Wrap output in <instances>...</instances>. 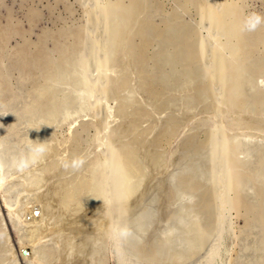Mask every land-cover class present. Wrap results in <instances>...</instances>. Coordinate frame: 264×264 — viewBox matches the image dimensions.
Here are the masks:
<instances>
[{"label": "rangeland", "instance_id": "374dc122", "mask_svg": "<svg viewBox=\"0 0 264 264\" xmlns=\"http://www.w3.org/2000/svg\"><path fill=\"white\" fill-rule=\"evenodd\" d=\"M98 1L0 0V159L4 171H19L18 165L32 156L31 149L47 143L44 157L56 158L61 165L73 159L81 162L77 169L70 168L66 176L76 180L75 184L82 190L87 188V193L91 192L97 200L95 204L101 201L106 206L99 190H94L99 179L97 160L107 158L110 141L112 149L116 146L124 149L125 143L130 142L129 146L134 144L131 152L137 155L138 174L130 179L128 176L126 184L121 183L125 189L121 187L122 197H117H121L118 200L122 203L119 204L115 198L113 206L116 210L112 209L109 213L113 216H95L97 224L101 222L104 225L97 227L95 231L98 234L83 233L85 235L80 237L74 231L66 232V246L73 247H60L66 250L65 253L70 252L66 254V259L72 257L77 261V257L73 259V254L79 251L83 254L75 255H81L82 264H100L101 261L102 264H264V68L261 67L264 56V0H147V14L139 12L140 18H133L132 41L139 44L141 36L138 29L142 17L151 19L159 30L167 28L173 19L186 25L192 40L191 52L203 68L202 76L211 85L209 92L198 94L197 98L193 95L197 85L190 81L184 84L182 78L163 96L160 95L163 92L144 91L141 86L158 80L160 75L150 71L140 72V68L135 66L136 60L130 59L126 42L119 46L124 51L113 56L109 69L101 68L99 62L104 65L105 56L120 38L115 34V42H112L110 35L106 37V26L111 28L114 24L116 28L117 23H112V19L100 21L99 12L108 1L116 0ZM125 1L129 3V0ZM226 1L241 7L240 16L242 14L244 18L242 31L252 13L261 17V23L255 30L243 32L255 47V65L246 74L243 97L247 109L242 110L224 105L222 84L219 79L217 82L218 72L208 71L213 68L217 71L215 51L227 38L219 32V28L216 29L211 18L205 19L208 16L204 8L223 2L218 5L219 9L215 7V11L211 6L215 13L222 10ZM220 11L211 16H217ZM169 42L166 34L164 41L151 45L149 64L152 66L149 69H158L157 55L165 51L164 45ZM169 46L172 50L171 44ZM222 53L227 57L230 55L228 50L223 49ZM211 63L215 67L211 68ZM184 69L183 64H177V71L183 73ZM205 72L216 73L217 76H214L217 78ZM107 75L114 80L124 77L127 86L125 89L112 86L106 92ZM173 119L176 121L174 125L171 124ZM172 129L167 138H162ZM113 130H117L119 136H112ZM123 131L127 136L122 134ZM142 131H145V139L138 136ZM157 138L161 139L159 143ZM150 141L155 144L150 145ZM229 144L237 147V156L244 171L239 192L235 190L237 193L232 190L226 193L227 182L222 183L226 177L221 153ZM52 147L58 151L50 153V156L48 153ZM26 170L24 168L20 174ZM108 171L106 174H109ZM85 178H88L87 182L82 183ZM54 180H58L57 176L48 183L45 181L47 185L42 187L41 192L46 194ZM18 186L21 187L15 185L16 188ZM15 187L14 196L17 197L24 190L18 191ZM239 194L242 201L236 207L233 196ZM205 196L209 201L206 206L203 204ZM47 198L52 204L51 210L55 212L54 207H58L59 202L55 201V205L50 194ZM28 199L32 201L34 196ZM0 209V264H31L18 255L24 254L19 250L18 233L2 192ZM58 210L61 212V209ZM112 211L122 216L114 215ZM88 220L83 224L86 228L94 224ZM46 232L42 239V252L50 250L53 253L50 257L59 263L61 255L57 254L62 250L57 249L58 238L56 234ZM67 238H75L73 242H76H71L75 245L72 246ZM76 243L81 246L77 247ZM116 244L120 245L117 247ZM51 258L45 264L52 262ZM94 258L95 261L92 260Z\"/></svg>", "mask_w": 264, "mask_h": 264}, {"label": "bare ground", "instance_id": "6f19581e", "mask_svg": "<svg viewBox=\"0 0 264 264\" xmlns=\"http://www.w3.org/2000/svg\"><path fill=\"white\" fill-rule=\"evenodd\" d=\"M100 1H98V2H100ZM218 1L216 0V2H218ZM211 3H212V1H211ZM211 3H210V5H211ZM221 3H223V2H221ZM221 3H216V4L222 5ZM227 3L226 4L224 3L223 7L221 8L222 12L219 10L221 13L217 14V16H215V17L211 16L214 13L212 11L211 6H213V10H214L215 7L218 8V5H216L214 7V5L212 4L210 7L208 5V7L205 6V8H204L205 9L204 12L207 14V15L206 14H204V15L209 17V18L206 17L205 19L211 18L212 21H214L215 25L217 26L216 29L219 28V32L222 33L227 38L226 42H224L221 47L219 45L220 48L217 51H215L216 52L215 53L216 54L215 61L217 62V66H216L217 71L214 70L213 67H215V65L213 64V66H212V63H211V66H212L211 68H213V69L208 70L209 73H210V71L211 72L212 71L218 72L219 77L217 78L214 76V74L217 76L216 73H214V74L213 73L208 74V72H205V73H207L208 76H211L213 74L212 76L217 78V82L219 79L220 84H222L221 85L223 88L222 98H223L224 105L227 108H234V109L242 110V109L246 108L244 97H243L244 96L243 95V93H244L243 87H244L245 83H247L246 74L251 70L253 65H255V63L253 62V59H254L253 48H255V47H253L250 44L251 41H249L248 38L245 36V34H244L245 29H244V31H242V28H244L242 19H244V18L242 16V14L240 16L239 11L242 10L241 7H238L240 9L239 10L236 7L237 5L235 3H234L235 5H232L233 3H231V2L228 4ZM98 5H100V4H98ZM152 7H153V5H152ZM100 8H101L99 11L101 14V18H100L101 20L100 21L106 22V21H109L112 19V23L113 22L117 23L116 28H115L114 24L111 26V28H110V26H106V28H105L106 33L104 32L106 34V37H107V35L108 36L110 35L112 42H115V39H114L115 34L120 38L119 41L116 43L117 46L115 44L114 49H112V50H110V52H108V56H105V59L103 60L104 65H102L101 62H99L101 68H103V66H104V68L109 69L110 61H113L112 58H114L113 56L116 55L117 52H118V54L122 53L123 49H121V47H119V46L124 45L126 42L127 43L126 45H128V47L126 49L129 51V53L131 55L130 59L132 61L136 60L137 63L135 66H137V68H140V72L147 73L146 71H150L153 73H158L160 75L158 80L151 82L149 84H144V86H141V88L144 91L147 89L151 93H162L163 92V94H160L161 96H163L165 94H168V93H166V91H169L171 86L173 87L174 86L173 84L178 83V81L182 78V81H185L184 84H186L190 81L191 83L197 85L196 90L193 94V95H195L196 98H197L198 94H202L203 92H204V94H206L207 92H209L211 85L208 82H206V80L204 79V76H202L203 68H201L202 66H200L199 62L194 57L195 55L192 54V52H191L192 51L191 50L192 40H191V37L188 35V32H187L188 29L186 28V25H184V24L176 21L175 19H173L169 22V24L167 25V28L159 30L160 28H157L156 25L151 21V19H149L148 17H146V18L142 17V23L140 24L141 25L140 29H138L139 33H140L138 35L141 36V42L139 44V43H134L132 41V36H131L132 27L131 26L133 23V18L139 19L140 13H146L147 14V10H148L147 9L148 8L147 7V0H129V3H126L125 0H116V1L110 2V3L108 1V4H106L105 6L103 5V7H100ZM149 8H150V6H149ZM219 11H217V12H219ZM217 12H215L214 14H216ZM204 17H202V19ZM166 34L168 35L170 42L168 43V45H164V50H165L164 52H160L159 54L157 52V54H158L157 55V57H158L157 63H159L158 69H149V67L152 66L151 64H149V62L152 58V55H150V51H149L150 47L153 43L155 45L158 43V41H164V39L166 38ZM209 34H211V33H209ZM262 36H264V35H262ZM199 39H200V37H199ZM209 39H211V38H209ZM260 41H262V40H260ZM205 42H207V41H205ZM170 44H171L172 50L169 48ZM211 44H212V42H211ZM213 45H214V43H213ZM158 46H160V45H158ZM205 46H207V45H205ZM202 48H204V47H202ZM211 48L213 49L214 47H211ZM215 49H217V48H215ZM223 49L228 50L230 52L229 57H227L226 55H224L222 53ZM203 52H205V51H203ZM111 55H112V57H111ZM215 57H213V58H215ZM262 59H263L262 60L263 65H261V67L264 68V56ZM96 62H98V61H96ZM115 62H116V60H115ZM85 63H86V61H85ZM178 63H181L185 66L183 73H181V70L180 71L176 70ZM205 67H206V65H205ZM168 69H170V70H168ZM206 69H207V67H206ZM88 70H89V68H88ZM201 77L203 79H201ZM207 79H209V78H207ZM84 80H83V82H84ZM105 82H106V84H105L106 85L105 86L106 92L109 91L108 89H110L112 86L114 88H118V89H120V88L125 89V87L127 86V80H125L124 77L123 78H117L116 80H114L113 77L110 78L107 75ZM85 84H86V82H85ZM102 84H104V83H102ZM102 98H104V97H102ZM263 99H264V97H263ZM245 100H247V99H245ZM256 103H258V102H256ZM126 107L127 106H125V108ZM142 111L147 113L144 110H142ZM140 115H143V114L140 113ZM64 119H66V118H64ZM174 120L175 119H173V123H171L173 125L176 123V121H174ZM173 129H174V127H173ZM173 129L169 130V132L165 133L162 136V138L166 137V135H168V134H171ZM113 131H115V130H113ZM118 134L119 133L116 130L111 135L112 136H119ZM122 134L126 135L124 133V131L122 132ZM144 135H145V131H142V133L138 136L145 139ZM126 136H123V137L126 138ZM158 139L159 138L156 139L157 143H159L161 140V139L160 140H158ZM111 140H112V138H111ZM232 141H233V139H232ZM150 142H152V141H150ZM221 143H222V140H221ZM67 144H68V141H67ZM116 144H118V143H116ZM125 144H127V145L124 149H122L119 146H116L115 148L112 149L111 146L113 145V143L110 141L109 147L111 149L109 150V154H108L107 158L103 159V160H101L99 158L100 160H97V164H98L97 166L99 167V179L97 180L98 186L95 187L94 190H95V192H97L96 189L99 190V196H101L102 200L106 201V206H105V204H101L100 203L101 201H98L95 204L94 202L97 200L95 198H93V196L91 195V192L87 193V188L82 190L79 186H77L75 184V183H77L76 180L73 181L71 177L68 178L66 176V174L69 173L67 171L70 168L65 169L63 166L64 164L61 165L60 164L61 162L56 160V158L55 159L53 158L54 160L52 158L50 159V157H47L46 154H45L46 157L41 156L39 158H34L33 156H31V157L29 156V159H26L24 162H22L18 165L19 167H17V168L18 169L20 168L19 171L7 170V172L4 171V165L0 159V192H2L3 201L6 204L7 211L9 214H11V216L13 218L14 228L17 230L16 233H18L17 237L19 238L18 239L19 250L22 251V254H23L24 250L28 251L27 255L18 254L19 256H22L24 259L28 260V262L30 261L31 264H45L46 260H50L49 258H51L50 256H52L53 253L50 252V250L47 252L45 251L44 253L42 252V250H44V249H42L43 248L42 239H43L44 233L46 231H48L50 233V235H52V233L56 234V236L58 238V241H57V245H58L57 249L58 250L59 249L62 250V248H60V247H64V249L69 248V244L67 247L66 243H68V242H67V240H65L66 232L68 230H70L72 232L74 231L75 233H79V234H77L79 236L82 234V237L85 235L83 233L92 234L94 232V234H95L96 232H98L95 230L97 229L98 226H101L103 224L101 222H100V224H97L96 220L98 218L95 219V216H98V217L99 216H107V215L110 216L111 214H109V213L111 212L112 209L114 210L113 205H114L115 198L117 199L116 201L118 202L120 200L119 198L122 197V195L120 194L121 193V187H123V190L125 189L123 184H121V183H125V181L128 179V176H129V179L133 178V175H135V174L137 175L139 172V167L137 166V157H136L137 155H135L134 152L132 153L131 149H130V148H132V146H134V144L131 146H129L130 142L125 143ZM154 144H155L154 141L152 143H150V145H154ZM45 148L47 150V147H45ZM236 148L230 146V144H229V146H227V148H226V151L221 153L224 156L223 159H224L225 171L223 170L224 171L223 173H225V177H226L225 178L226 181H224V182L222 181V183L225 184L227 182L226 186L228 187V188L226 187L227 189H225V187H224V189L227 191L232 190L231 192H235V193H237L235 190H238V187H240V185L242 183L243 173H244V171L242 170L243 168L241 165V159L239 160L238 156H237V149ZM56 150H57V148L52 147V149L49 150L48 154L53 153ZM134 151H135V148H134ZM135 153L137 154V151H135ZM50 156H51V154H50ZM56 157H57V153H56ZM221 157H222V155H221ZM131 161H132V163H131ZM66 163H70V161L66 162ZM221 163H223V162H221ZM17 168H15V169L17 170ZM24 168L27 170L24 174L21 175L20 174L21 170H23ZM108 169H109V171H108ZM107 171L109 172V174H106ZM62 172H65V173H62ZM55 176H57L58 180H56V181L54 180L55 182L52 183L51 187H50L51 183L49 184V188H48V191H46V194L43 191L41 192L42 187H46V185H47V184H44V182L46 181V183H48V181L52 177H55ZM222 178H223V175H222ZM87 180H88V178H85V180L82 183L87 182ZM118 181H119V183H118ZM40 183L41 184L43 183L44 185L39 186L38 184H40ZM117 184H119V186ZM15 185H20L21 187L18 186L16 188ZM214 185L215 184H213V186ZM117 186H118V188H117ZM14 187H15V189H18V191H20V190H24V191L20 192L18 194V196L16 197V196H14V194H15L14 190H13ZM72 188H74L75 190H73ZM94 190H93V192H94ZM222 190H223V188H222ZM18 191H17V193H18ZM227 191H226V193H230L229 191L228 192ZM127 192H129V191L127 190ZM238 192H239V190H238ZM52 193L55 194V197L53 196ZM49 194L54 198V200H52V202H54V203H55V201L59 202L57 204H59L60 207L59 206L54 207V209H56V210H58V208L61 209V212L59 210L58 211H59V213L62 214V216H60L59 213H57L58 215H56L55 214V212H57L56 210H54L55 212H53L51 210V209H53V207H52L51 203L49 204L48 198H47V195H49ZM128 194H131V192ZM119 195L121 197L118 198L117 196H119ZM227 195H229V194H227ZM263 195H264V191H263ZM29 196L30 197L34 196V200L31 201L30 199H28ZM128 196H130V195H128ZM206 196H209V195L206 194ZM206 196L204 198L205 200L203 201V204L205 206H206V204L209 203V201L207 200L208 197H206ZM218 196H219V193H218ZM241 196H242L241 194L236 195L235 197L233 196L234 200H233V198H231V200L234 201V206H236V207L240 206V202L242 201V199H240ZM225 197H229V196L225 195ZM55 198H57V199H55ZM141 198H142V196H141ZM220 198L223 199L224 196H223V198L222 197H220ZM224 199L226 200V198H224ZM45 200H47V202H45ZM228 201H229V199H228ZM54 203H53V205H54ZM118 203L121 204L122 202L120 203V201H119ZM55 205H56V203H55ZM123 205H125V204L123 203ZM123 205H121V206H123ZM121 206H119V207L121 208ZM236 207H234V208L236 209ZM125 208H127V207H125ZM122 209H123V207H122ZM114 211H112L114 215L119 214V216H122L120 214V213H123V212H121V210H120V213L115 212L116 214L114 213ZM126 211H127V209H126ZM52 213H54V214H52ZM111 216H113V215H111ZM87 218H89L88 221L94 222V224L92 225V226H94L93 229L91 228L92 226L88 227V228L83 226V224H85V220ZM113 220H114V218L112 219V221ZM123 220H121V221H123ZM82 226L84 228H82ZM89 228H91L92 230ZM100 230H102V229H100ZM64 234H65V236H63ZM96 234H98V233H96ZM113 234L114 233H112V235ZM47 235H49V234H46L45 236H47ZM68 235H69V233H67V236ZM73 236L74 235L72 233L71 237H73ZM95 236L96 235H92L91 237H95ZM80 237H79V241H80ZM68 238H70V237H68ZM74 239L75 238H72V240L68 239V241H70V243H71V242H73ZM52 240H54V239H52ZM114 240L117 241V239H114ZM74 242H76V241H74ZM73 243H71V245ZM77 243H76V245H77ZM116 243H118V242H116ZM85 244L87 245L88 243H85ZM155 244H156V242H155ZM44 245H45V247H47L46 246L47 244H44ZM73 245H75V244H73ZM78 245H77V247H78ZM90 245L91 244H89V246ZM118 245H120V244H116L117 247H118ZM157 245H159V244H157ZM2 246H4V245H2ZM53 246H55L54 243H53ZM79 246H81V244ZM48 248H49V246H48ZM71 248H73V247H71ZM71 248H69V249H71ZM97 248H99V247H97ZM160 248L163 249L162 247H160ZM73 250H75V249H72V251ZM76 250H78V249H76ZM148 250H149V248H148ZM63 251L64 250H62V252L57 254L59 256L61 255L59 263L55 260V258H51L52 262H49V264H82V262L80 261L82 257H81V255H80L81 258L78 256H79V254H83V252L79 253V251H78L79 254L78 253L76 254V252H74L76 255H78V256H76L70 250L71 254H73V256H75V258H73V259H76V257L78 258V260L75 261V260H72V257L70 260L66 259L65 257H67L70 252L69 253L67 252L68 255H66L67 254V253H65L66 250L64 252ZM11 252H13V250ZM91 252H92V250H91ZM93 253H95L94 250H93ZM154 253H159V251H155ZM113 255H114V253H113ZM59 256H57V257H59ZM57 257H56V259H57ZM182 258L183 257H181L180 261L182 260ZM14 259H15V257H14ZM90 259H91V257H90ZM92 260L95 261V258ZM100 260L101 259H99V261ZM17 263H19V262L17 261ZM89 263L90 262H88L86 264H89ZM13 264H15V262H13ZM93 264H95V263H93ZM100 264H102V261L100 262ZM103 264H104V262H103Z\"/></svg>", "mask_w": 264, "mask_h": 264}, {"label": "clouds", "instance_id": "9594fccd", "mask_svg": "<svg viewBox=\"0 0 264 264\" xmlns=\"http://www.w3.org/2000/svg\"><path fill=\"white\" fill-rule=\"evenodd\" d=\"M260 23L261 17L256 13H252L245 22V30L253 31ZM45 144L47 143L36 145L31 149V153L34 158H39L44 155L46 151ZM79 163L81 162L73 159L70 163H65L63 166L65 169L72 168L73 170H75L78 168Z\"/></svg>", "mask_w": 264, "mask_h": 264}, {"label": "water", "instance_id": "95a60500", "mask_svg": "<svg viewBox=\"0 0 264 264\" xmlns=\"http://www.w3.org/2000/svg\"><path fill=\"white\" fill-rule=\"evenodd\" d=\"M23 254H24V255H27V254H28V251H27V250H24V251H23Z\"/></svg>", "mask_w": 264, "mask_h": 264}]
</instances>
